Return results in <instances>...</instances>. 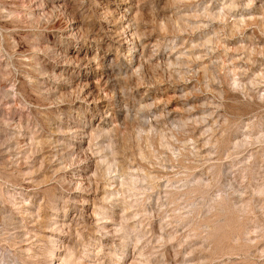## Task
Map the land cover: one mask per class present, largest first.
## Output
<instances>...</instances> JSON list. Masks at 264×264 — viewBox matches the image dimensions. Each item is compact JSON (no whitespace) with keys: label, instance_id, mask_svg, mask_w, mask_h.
<instances>
[{"label":"rangeland","instance_id":"374dc122","mask_svg":"<svg viewBox=\"0 0 264 264\" xmlns=\"http://www.w3.org/2000/svg\"><path fill=\"white\" fill-rule=\"evenodd\" d=\"M0 264H264V0H0Z\"/></svg>","mask_w":264,"mask_h":264}]
</instances>
